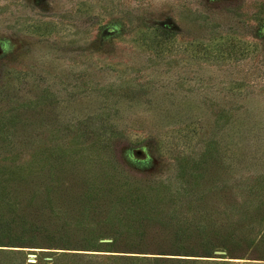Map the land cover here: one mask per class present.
I'll return each instance as SVG.
<instances>
[{"label": "rangeland", "instance_id": "1", "mask_svg": "<svg viewBox=\"0 0 264 264\" xmlns=\"http://www.w3.org/2000/svg\"><path fill=\"white\" fill-rule=\"evenodd\" d=\"M0 264H264V0H0Z\"/></svg>", "mask_w": 264, "mask_h": 264}, {"label": "trees", "instance_id": "2", "mask_svg": "<svg viewBox=\"0 0 264 264\" xmlns=\"http://www.w3.org/2000/svg\"><path fill=\"white\" fill-rule=\"evenodd\" d=\"M163 32L165 34H171V35H174V34H177L178 33V29H175V27H169V28H166L165 25L164 27L162 28Z\"/></svg>", "mask_w": 264, "mask_h": 264}]
</instances>
